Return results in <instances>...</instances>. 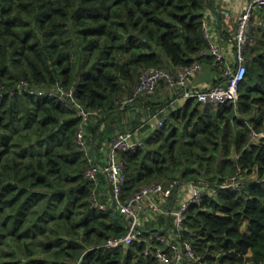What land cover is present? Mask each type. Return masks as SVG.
<instances>
[{
  "label": "trees",
  "instance_id": "obj_1",
  "mask_svg": "<svg viewBox=\"0 0 264 264\" xmlns=\"http://www.w3.org/2000/svg\"><path fill=\"white\" fill-rule=\"evenodd\" d=\"M213 6V0H0V87L15 91L0 100V264H156L146 242L106 248L128 233L129 223L104 206L106 178L101 174L96 187L85 177L89 163L75 141L79 119L62 102L16 88L76 86L77 99L104 114L101 122L132 92L143 68L163 67V58L175 67L196 60L207 46L203 21ZM258 32H251L236 104L215 110L186 100L142 149L120 155L123 202L153 182L178 188L190 180L186 185L200 188V203L184 214L182 237L198 260L183 264H264V138L252 139L264 132V28ZM100 135L98 125L91 129L96 165ZM232 178L240 184L224 187ZM168 212L159 218L161 234L171 229ZM153 224L142 229L145 239L156 233Z\"/></svg>",
  "mask_w": 264,
  "mask_h": 264
},
{
  "label": "built area",
  "instance_id": "obj_2",
  "mask_svg": "<svg viewBox=\"0 0 264 264\" xmlns=\"http://www.w3.org/2000/svg\"><path fill=\"white\" fill-rule=\"evenodd\" d=\"M264 11V0H249L244 13L237 19L236 36H235V57L237 68L224 66V53L212 38L209 32L207 20L203 21V33L207 46L199 53V57L204 59H213L214 66L220 69L221 78L224 81L222 85H217L206 91L184 93L187 100L193 99L203 106H210L217 109L224 104H236L239 99V90L247 74V57L246 52L249 45L254 42L251 37L252 19L257 12ZM225 16H228L227 14ZM178 74L174 75L171 71L162 67H145L141 70L138 81L132 92L116 100L118 109H126L135 105L142 98H149L156 94L158 87L165 83L171 89H185L202 69L201 64L195 61L191 66L178 67ZM16 92L19 94L27 93L29 96L40 100H56L65 104L75 117L79 119L80 124L76 132V145L85 159L89 163V168L85 171V177L96 187L100 184L99 176L102 174L109 185L113 207L117 212L123 215L129 223L128 233L120 238L112 239L106 244L108 249L119 247L128 248L134 242H146L148 244L147 252L154 247L156 264H183L184 261L198 260L194 246L187 239H182L185 230L183 225L184 214L191 204H198L202 195L199 188L194 187L191 198L183 201L176 213V227L173 230L174 235L167 232L166 234L152 233L147 239L144 238L143 221H152L157 216L164 214L160 207L162 199H169L171 192L176 188L177 182L164 184L153 182L140 188L131 198L122 201V190L126 182V173L123 162L120 161L119 155L134 152L142 149L145 141L137 137L138 131L124 132L112 137L103 151L101 163L94 164L93 148L87 137L86 127L93 120H98L103 113L100 110L86 108L76 97V86L65 89L60 84H56L48 89L33 87L27 82H21ZM15 91H6L0 87V100L8 96H13ZM167 118L166 109H161L155 116V128L163 127ZM264 138V132L252 134V139ZM96 157V156H95ZM240 183L237 178H232L224 187H236ZM104 209V207H101ZM161 215V216H162ZM160 218V217H159ZM158 220V219H157ZM131 225V227H130ZM146 226V225H145ZM165 230V229H164ZM163 230V231H164Z\"/></svg>",
  "mask_w": 264,
  "mask_h": 264
},
{
  "label": "crops",
  "instance_id": "obj_3",
  "mask_svg": "<svg viewBox=\"0 0 264 264\" xmlns=\"http://www.w3.org/2000/svg\"><path fill=\"white\" fill-rule=\"evenodd\" d=\"M214 6L213 8L217 11L218 15L222 19V26L218 24L215 20L214 15L210 12L206 15V20L209 26V32L212 38L216 41L220 49L223 51L225 59L224 66L232 68L235 70L237 68V62L235 57V36H236V27H237V19L238 17L244 13L246 6L249 3V0H213ZM228 16H225V15ZM252 23L255 24L253 34L257 37H261L262 33L258 32L259 28H264V11H260L256 13L252 19ZM258 32V33H257ZM204 49V48H203ZM200 53V52H199ZM199 53L196 56V60L198 61L202 69L201 71L187 83L185 89H171L165 83H162L154 96L149 98H142L139 102L133 105L130 108L126 109H114L104 116L103 121L99 122L98 120H93L86 127L87 137L90 140L91 146L93 148V142H91V129L98 125L100 129V138L98 140L99 146V154L103 156L106 145L108 141L121 133L124 132H135L138 131L137 137L142 139L149 138L152 133L156 130L155 128V116L160 109H166L167 113L173 107H179L181 104H184L186 99L184 98V93L188 92H197V91H206L211 89L214 86L222 85L223 80L221 78L220 69L214 66V62L211 59L200 58ZM194 61V62H195ZM193 62V63H194ZM192 63V64H193ZM191 64V65H192ZM188 65V66H191ZM185 67V66H179ZM169 71H171L174 75L178 74V67L172 65V63L163 58V67ZM188 100V99H187ZM151 107L154 109V113L152 112ZM104 115V114H103ZM120 158V155H119ZM103 184L106 186L103 187ZM100 186V185H99ZM224 186H226L224 184ZM196 187L192 184L180 186L178 189V194L174 200H172L171 209L169 207V200L162 199L160 201V207L163 211V215L160 214L157 216L156 220L153 222L154 228H160V219L164 215H167L168 210H171L172 215V224L169 233L174 235L173 230L176 227V213L183 201L186 199H190L192 195L193 188ZM107 188L109 189V185L107 180L105 179L100 187V191L103 194V197L106 198V202L103 203L101 198L100 202L103 203L104 206L108 205L113 208L111 194L107 192ZM199 188V187H197ZM200 189V188H199ZM110 190V189H109ZM106 191V193H104ZM201 191V190H200ZM162 215V216H161ZM146 218H144L143 226L149 222H145ZM159 219V221L157 220ZM168 221L165 224L167 228ZM167 225V226H166ZM164 230V229H160Z\"/></svg>",
  "mask_w": 264,
  "mask_h": 264
},
{
  "label": "water",
  "instance_id": "obj_4",
  "mask_svg": "<svg viewBox=\"0 0 264 264\" xmlns=\"http://www.w3.org/2000/svg\"><path fill=\"white\" fill-rule=\"evenodd\" d=\"M210 12L214 15L215 20L218 22V24H219L220 27H221V26H222V19H221V17L218 15L217 11H216L213 7H211V8H210ZM93 154H94V160H96L95 153H94V147H93ZM188 182H191V181H190V180H189V181H186L184 184H187ZM180 186H181V185H179V187H180ZM179 187L176 188V189L174 190V192L171 194V196H170V198H169V207H168V209H171V206H172V200H173L174 196L176 195V193L178 192ZM112 211H113V217L116 218V217H117V214H118L116 208L113 207V208H112ZM130 227H131V225H130ZM151 231L156 232V233H160V232H162L163 230H160V229H157V228H152Z\"/></svg>",
  "mask_w": 264,
  "mask_h": 264
},
{
  "label": "rangeland",
  "instance_id": "obj_5",
  "mask_svg": "<svg viewBox=\"0 0 264 264\" xmlns=\"http://www.w3.org/2000/svg\"><path fill=\"white\" fill-rule=\"evenodd\" d=\"M206 190L205 189H202V192L204 193Z\"/></svg>",
  "mask_w": 264,
  "mask_h": 264
}]
</instances>
